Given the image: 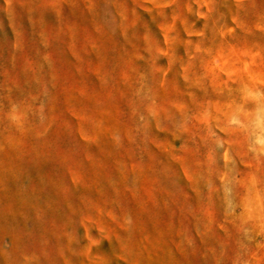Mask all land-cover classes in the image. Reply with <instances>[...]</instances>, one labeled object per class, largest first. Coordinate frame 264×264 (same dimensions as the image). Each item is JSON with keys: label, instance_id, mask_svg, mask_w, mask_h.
I'll list each match as a JSON object with an SVG mask.
<instances>
[{"label": "rangeland", "instance_id": "1", "mask_svg": "<svg viewBox=\"0 0 264 264\" xmlns=\"http://www.w3.org/2000/svg\"><path fill=\"white\" fill-rule=\"evenodd\" d=\"M0 264H264V0H0Z\"/></svg>", "mask_w": 264, "mask_h": 264}]
</instances>
